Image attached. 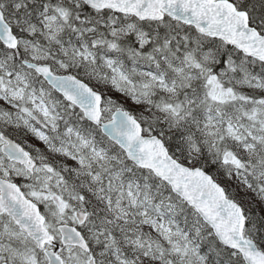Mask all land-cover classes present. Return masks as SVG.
<instances>
[{
    "label": "snow or ice",
    "instance_id": "obj_1",
    "mask_svg": "<svg viewBox=\"0 0 264 264\" xmlns=\"http://www.w3.org/2000/svg\"><path fill=\"white\" fill-rule=\"evenodd\" d=\"M0 264H264V0H0Z\"/></svg>",
    "mask_w": 264,
    "mask_h": 264
}]
</instances>
